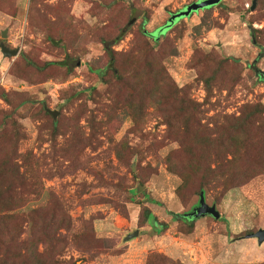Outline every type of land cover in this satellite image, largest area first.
<instances>
[{"label": "rangeland", "instance_id": "obj_1", "mask_svg": "<svg viewBox=\"0 0 264 264\" xmlns=\"http://www.w3.org/2000/svg\"><path fill=\"white\" fill-rule=\"evenodd\" d=\"M195 1L0 2V43L20 49L17 56H5L0 48V154L17 149L14 163L21 172L38 169L40 182L38 193H25L18 207L0 212L9 234L0 243L10 246L9 253L2 246L0 256L17 264H145L150 254L169 250L179 261L168 264H184L180 261H191V256L198 257L197 264L264 262V241L246 237L264 227V121L255 122L263 134L256 141L263 162L259 173L226 191L223 177L212 178L205 196L207 203L216 204L220 218L183 220L198 204L202 181L193 175L184 184L179 174L188 172L189 142L176 140L168 130L156 100L144 103L131 85L118 86L112 76L105 81L97 71L109 60L102 39L110 28L123 27L124 37L112 47L120 53L130 51L142 27L152 43L170 38L175 47L163 65L199 104L200 112H191L192 130L217 136L233 153V118L246 116L259 102L264 105V81L257 73L264 72V32L256 31L258 46L250 29L264 30V0H257L254 9L253 0H221L166 27L172 13ZM5 29L7 36L2 37ZM199 50L229 60L223 66L204 61L194 65L192 57ZM48 61L65 64L45 66ZM208 65H221L210 90L199 79ZM227 67L240 77L223 71ZM130 97L142 106V114H132L126 103ZM46 107L58 111L56 119ZM182 118L175 130L183 127ZM249 149L242 142L236 153L243 164ZM169 160L179 173L169 170ZM49 206L65 211L71 225L60 228L61 247L48 250L52 260L37 214ZM149 211L168 223L162 233L147 220ZM87 221L95 233L90 240L83 236ZM136 229L139 235L125 241ZM224 247L229 256L223 259ZM16 248H21L20 255L14 254Z\"/></svg>", "mask_w": 264, "mask_h": 264}, {"label": "trees", "instance_id": "obj_2", "mask_svg": "<svg viewBox=\"0 0 264 264\" xmlns=\"http://www.w3.org/2000/svg\"><path fill=\"white\" fill-rule=\"evenodd\" d=\"M5 1L6 0H0V2ZM146 21L147 20H144L143 22ZM250 29L253 43L260 46L261 41L258 40L256 31L264 32V30H257L252 26H250ZM124 35L123 27L121 26L109 29L107 36L102 39L109 60L104 69L97 71L98 74L102 75V78L105 81L106 77L112 76L116 78L118 86L119 84L131 85L129 86L131 90L138 94L141 101L144 103L146 99L151 101L156 100L159 103L156 110L161 112L160 116H163V119L165 120L164 123L168 126V130L174 133L176 140L180 142H189L187 147V152L190 154L188 172H177L176 165L170 160L168 163L169 170L179 173L184 180V184L193 175H198L200 179H202L200 193L202 191L205 192V188L214 183L212 178L215 180L224 178L222 184L226 191L255 177L259 173L261 165H263L262 157L258 155V143H256V141L260 140L258 133L261 136H263V134L260 124H255V122L264 121V105L259 102L253 105L252 110L246 116L243 115L233 118V124L230 129V140L236 144V149L231 153V150L222 144L217 136L213 137L211 133L198 132L197 129L192 130V113H195V111L200 112L198 109L199 104L191 98L188 88H179L163 65V59L167 57L172 48L175 47L173 41L166 37L162 40L160 38L156 43H152L148 37L151 34L144 31V27H142L136 34L134 44L130 51L120 53L112 47L114 44L118 43ZM192 58L194 65H197L202 61L212 62L218 65L221 64V62L222 64H225L229 60L228 57L222 58L221 60L214 55H206L201 50H199V53L195 54ZM26 62L32 65L29 58L26 59ZM62 62L63 61H48L45 63V66L55 63L65 64V62ZM221 65H208L207 68L200 72L199 79L204 81L207 90H210L211 82L213 78L218 75V72H220ZM227 68L228 70L223 69V71H227L234 77H240V72H236L235 68ZM258 76L260 77L259 80L264 81L263 76L260 74H258ZM133 80L134 84L132 85ZM119 93H121L120 89ZM127 102H129L128 107L134 116L137 111H141V114L143 113L142 106L132 103V97L128 98V100H126V103ZM182 117L185 118L183 127H178L175 130V122L177 120H183ZM53 123L56 122L53 121ZM252 133L255 135H252ZM242 142L252 146V149H249V152H246L243 156L245 161L244 164L239 161L240 158L236 154L240 151ZM201 150H203V159L206 161L205 165L202 161V156L200 155ZM16 151L17 149H13L4 154H0V212L18 207L20 205L19 201L23 199L25 193L30 195L39 192L40 182L38 180V169L32 167L29 169V167H27L25 172H21L18 163H14L13 161L16 158ZM228 153L233 157L236 155V157L228 158ZM211 156H214L213 160L216 162L215 167L210 163ZM28 171L30 172L29 176L26 174ZM186 186H188V183L185 187ZM37 214L38 218H41L39 223H43L42 231L45 233V240L49 242L47 246V257L49 260H52V257L49 256L50 252L48 250H58L61 247L63 241L62 237L58 236V233L60 232L61 227L70 228V218L65 211L56 210L54 207L50 206L43 211H38ZM146 218L151 221L152 225L156 226L158 234L168 228V223L159 222L155 215L150 214V211L146 213ZM183 220L190 219L183 217ZM86 223L87 226L85 227L83 236H85L87 240H90L95 233L92 231V224L88 221ZM185 223H187V221ZM5 224L6 216L0 215L1 241H4L3 238H7V235H9L7 233L8 228ZM11 241L13 244H21L18 241L16 243L15 239H11ZM4 245L5 246L0 243V250L3 246L7 253H9L10 246L7 244ZM21 252V248H16L14 254L20 255ZM166 255L157 253V257L156 254H150L145 264H157L158 262L161 264H168L171 261L178 263L179 260H175L171 256ZM152 257H155L153 261H151ZM0 264L17 263L8 261L3 254L0 256ZM261 264H264V262Z\"/></svg>", "mask_w": 264, "mask_h": 264}, {"label": "water", "instance_id": "obj_3", "mask_svg": "<svg viewBox=\"0 0 264 264\" xmlns=\"http://www.w3.org/2000/svg\"><path fill=\"white\" fill-rule=\"evenodd\" d=\"M220 1L221 0H199V1L192 2V3L188 4L184 9H182L178 12L172 13L169 20H168L169 22L166 25V27L172 25L176 21V19H178V18H181L183 16H189L193 11L199 10L201 8L216 5ZM256 4H257V0H253L251 9H254L256 7ZM132 23H133V21H130L127 24L126 28H128ZM6 36H7V29H5L2 32V37H6ZM0 48H1V51L3 52V54L5 56H17L20 52L19 48L11 49L10 47L5 45L4 43H0ZM257 73L264 77V72H257ZM46 110L49 113H51L55 119L57 118V116H58L57 110H52V109L47 108V107H46ZM141 187H142V185L138 184V191H140ZM207 215H211L214 218L219 219L221 216V213L217 209L216 204L210 205L209 203H207L205 192L202 191L200 193L198 205L196 207H194L191 211L185 212L183 214V217L188 218V219H192V218H197L200 216H207ZM139 232H140L139 229H136L132 233L127 234L125 236L124 240L129 241V240L137 237L139 235ZM246 237L256 238L259 243H262L264 241V227L259 228L255 232L247 234Z\"/></svg>", "mask_w": 264, "mask_h": 264}, {"label": "crops", "instance_id": "obj_4", "mask_svg": "<svg viewBox=\"0 0 264 264\" xmlns=\"http://www.w3.org/2000/svg\"><path fill=\"white\" fill-rule=\"evenodd\" d=\"M224 248H225L224 250H225L226 252L223 253V259L226 257V255L229 256V253H227V248H226V247H224ZM164 252H166V254H168L169 256L175 258V256H174L175 253H173V252H171V251H169V250H165ZM226 253H227V254H226ZM177 255H178V254H177ZM177 255H176V258H179V256H177ZM246 256H247V255H246ZM260 256H262V255H260ZM263 256H264V255H263ZM263 256H262V257H263ZM196 258L198 259V257H196V256H195V257L191 256V257H190L191 261H186V263H185L184 260H181V262L184 263V264H197V261H196L197 259H196ZM262 262H263V261H262ZM248 263H249V261H247V264H248ZM200 264H201V263H200ZM220 264H226V263H220Z\"/></svg>", "mask_w": 264, "mask_h": 264}, {"label": "flooded vegetation", "instance_id": "obj_5", "mask_svg": "<svg viewBox=\"0 0 264 264\" xmlns=\"http://www.w3.org/2000/svg\"><path fill=\"white\" fill-rule=\"evenodd\" d=\"M197 205H198V204H197ZM197 205H196V206H197ZM196 206H194V207H196ZM194 207H193V208H194Z\"/></svg>", "mask_w": 264, "mask_h": 264}]
</instances>
